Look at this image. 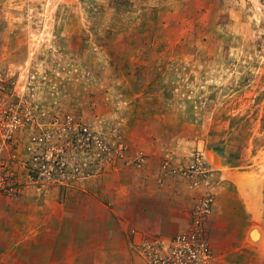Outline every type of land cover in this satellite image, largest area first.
I'll use <instances>...</instances> for the list:
<instances>
[{"label":"rangeland","instance_id":"rangeland-1","mask_svg":"<svg viewBox=\"0 0 264 264\" xmlns=\"http://www.w3.org/2000/svg\"><path fill=\"white\" fill-rule=\"evenodd\" d=\"M8 107L25 125L0 160L14 159L23 185L0 196V264H142L103 240L104 215L85 233L87 206L75 194L64 205L63 193L149 162L182 182L189 214L212 198L208 264H264V0H0V113ZM79 128L105 137L108 163L78 143ZM44 135L63 149L60 183L23 169ZM197 155L208 173L190 187L178 171ZM26 194L15 221L12 199ZM15 225L25 232L11 249Z\"/></svg>","mask_w":264,"mask_h":264},{"label":"crops","instance_id":"crops-1","mask_svg":"<svg viewBox=\"0 0 264 264\" xmlns=\"http://www.w3.org/2000/svg\"><path fill=\"white\" fill-rule=\"evenodd\" d=\"M158 169L155 163L149 162L140 170L126 168L112 173L103 180V185L99 187L93 184L92 188H88V185L84 189L85 184L79 185L81 187L72 190L73 193L69 190L63 193L66 198L64 205L67 204L69 195L72 197L74 194L78 195L72 204L87 206L83 216L88 218V224L83 230L88 234L91 229L94 230L93 233L96 229L95 226H92L94 223L92 224L89 218H95L97 214L107 217L109 231L107 235L103 236V240L111 243L113 248L119 251L128 253L137 243L145 240L171 238L186 231L189 227L190 214L186 205L189 193L183 187L182 182L180 183L178 179L168 175L163 176ZM28 195L19 196L18 201L22 199L19 204L17 199L16 201L12 199L13 202L10 201L15 207L13 211L15 221L20 219L21 215L24 216L23 200H26L24 197ZM181 195L186 197L183 198ZM114 217L119 222L118 225L115 224ZM78 229V225H73L69 230L72 248H75L80 242V238L76 237ZM24 230V227L16 228L15 225L9 231V248L12 249L22 242L18 241L14 244L17 235L24 233ZM55 239L53 248L57 251L60 239L58 229ZM57 256L58 253L56 260Z\"/></svg>","mask_w":264,"mask_h":264},{"label":"built area","instance_id":"built-area-1","mask_svg":"<svg viewBox=\"0 0 264 264\" xmlns=\"http://www.w3.org/2000/svg\"><path fill=\"white\" fill-rule=\"evenodd\" d=\"M24 125L23 118L17 117L14 107H8L6 111L0 113V152L13 142L18 128ZM77 135H79V144L81 143L85 149L97 152V156H95L97 164L108 163L104 160L105 155L101 157L109 150L106 144L108 142L104 136L89 131L87 128H79ZM35 141L37 145L44 143L46 148L40 154L29 153L28 163H23L24 171L36 178L46 177L48 180H56L60 183L68 169L63 149H57L52 145L46 146L48 138L45 135L43 138H35ZM112 142L119 158H122L123 152L127 150L126 145L119 137ZM27 149L31 152V148ZM12 164H15L13 158L7 159L6 162L0 160V196L6 198L17 196L23 185L16 169L11 166ZM83 165L86 166L85 163ZM110 167L115 169L116 163ZM163 168H166V165ZM178 173L190 187H196L206 178L208 169L203 156L197 155L189 166L180 169ZM211 208L212 198L204 194L199 198L190 214V223L186 231L171 238H155L137 243L134 250L142 264H208L211 258V249L206 237V221Z\"/></svg>","mask_w":264,"mask_h":264}]
</instances>
